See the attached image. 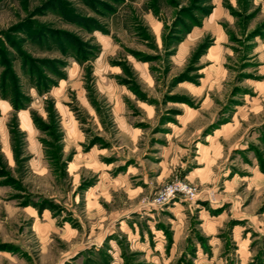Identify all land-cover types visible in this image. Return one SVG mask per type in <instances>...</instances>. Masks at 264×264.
I'll return each mask as SVG.
<instances>
[{
  "label": "rangeland",
  "instance_id": "1",
  "mask_svg": "<svg viewBox=\"0 0 264 264\" xmlns=\"http://www.w3.org/2000/svg\"><path fill=\"white\" fill-rule=\"evenodd\" d=\"M0 264H264V0H0Z\"/></svg>",
  "mask_w": 264,
  "mask_h": 264
},
{
  "label": "built area",
  "instance_id": "2",
  "mask_svg": "<svg viewBox=\"0 0 264 264\" xmlns=\"http://www.w3.org/2000/svg\"><path fill=\"white\" fill-rule=\"evenodd\" d=\"M178 191H184V192H190L189 189L186 188V186L181 185L180 183H175L173 185H169L165 191L163 192L164 195V199L169 198L171 195H173L174 193L178 192Z\"/></svg>",
  "mask_w": 264,
  "mask_h": 264
}]
</instances>
